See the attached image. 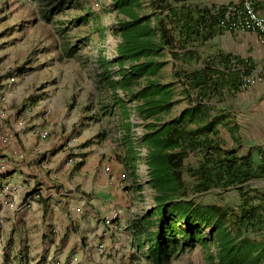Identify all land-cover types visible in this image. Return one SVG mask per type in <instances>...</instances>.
I'll return each mask as SVG.
<instances>
[{
	"label": "trees",
	"instance_id": "1",
	"mask_svg": "<svg viewBox=\"0 0 264 264\" xmlns=\"http://www.w3.org/2000/svg\"><path fill=\"white\" fill-rule=\"evenodd\" d=\"M141 5L140 0H111L119 40L116 56L100 59L101 79L113 103L125 112L120 89L135 101L143 121L152 119L138 143L146 151L147 185L155 205L133 224L136 247L149 264H169L179 252L198 245L205 264H264V184H258L264 180V144L244 152L224 146L218 127L228 125L227 114L225 109L212 113L226 93L239 91L251 75L249 66L231 61L228 54L204 52L206 42L222 29L224 8L214 10L191 0H149L150 10L143 13ZM76 49L67 48L65 55ZM165 54L172 65L173 81L168 83L157 77L166 64ZM112 65L117 66V80L111 79ZM177 93L187 106L159 121L176 103ZM237 129L229 126L236 143ZM123 143L133 172L138 156L131 131L125 132ZM232 188L239 196L233 206L197 202L194 197Z\"/></svg>",
	"mask_w": 264,
	"mask_h": 264
},
{
	"label": "crops",
	"instance_id": "2",
	"mask_svg": "<svg viewBox=\"0 0 264 264\" xmlns=\"http://www.w3.org/2000/svg\"><path fill=\"white\" fill-rule=\"evenodd\" d=\"M191 1L215 10L238 0ZM254 6L264 16V0H254ZM205 45L208 54L221 51L231 61L249 66L251 76L264 77V38L259 34L222 27ZM258 84L255 89V85L242 86L243 99L248 93L253 99L243 105L234 104L230 109L237 111L227 115L230 125L240 126V133L249 119L264 120V107L263 117L257 112L261 104L264 106V82ZM19 89L11 84L0 89V184L17 188L15 193H6L13 198L8 203L0 199L1 220L5 217L23 226V232L20 227L16 230L36 245H31L32 253H61V260L63 254L76 253L70 256L72 261L108 264L111 254L137 250L133 224L144 214V208H152L153 201L152 190L146 183H138V172L144 171V166L136 164L135 174L128 171L131 154L123 136L133 131L130 109L125 105V114L114 103L108 110L99 111L98 105L105 100L97 90L93 91L94 110L86 106V101L76 97L73 102L67 94L56 96L53 90L43 99L37 97L33 105L23 106L25 102L18 105L20 98L14 96ZM252 100L256 101L247 107ZM127 121L131 126L126 125ZM223 128L232 138L228 125ZM247 140L248 148L264 144L254 135ZM126 171L123 180L120 174ZM35 195L30 206L21 204ZM112 210L119 211V217L104 235V220Z\"/></svg>",
	"mask_w": 264,
	"mask_h": 264
},
{
	"label": "rangeland",
	"instance_id": "3",
	"mask_svg": "<svg viewBox=\"0 0 264 264\" xmlns=\"http://www.w3.org/2000/svg\"><path fill=\"white\" fill-rule=\"evenodd\" d=\"M140 1L141 12L148 13L149 0ZM60 2L61 0H0V89L9 84L20 86L14 94L20 98L18 105L25 102L23 106H31L37 97L43 99L53 90L52 93L56 96L67 94V99L72 98L73 102L76 97L80 101H86V106L92 109L95 100L93 91L97 90L101 100H105L98 105V110H108L114 103L109 93L111 90L101 79L103 68L100 59L104 57L112 60L116 56L115 46L119 40L118 34L114 32L117 23L116 11L111 9V0H63L62 3ZM86 13L90 14L87 19L78 22L79 16ZM44 15L49 16V19L46 20ZM71 46H77V49L68 57L65 53ZM205 49L204 52L207 53L209 49ZM162 60H165L166 64L157 77L161 82L168 83L173 81L171 59L165 54ZM110 70L111 79H119V76L114 73L117 66L112 65ZM10 78H13V81ZM254 85L255 87H252L254 89L259 86L258 83L249 86ZM179 90L180 86H177V91ZM71 92L73 95H70ZM117 92L130 109L128 116L134 122L131 132L138 156L136 164L144 166V171L138 172V183L147 185L146 151H143L145 149L139 145L138 141L145 124L152 119L143 121L136 111L135 101H129V97H126L120 89H117ZM89 99L91 102L88 101ZM251 99H253L251 93H248L246 100L243 99L241 90L226 93L223 99L218 101L212 113L217 112L218 109H225L227 115L231 111L235 113L237 110L233 108L231 110V106L243 105ZM174 100H177L176 103L168 112L159 116V121H166L177 116L187 106V100L183 95L177 93ZM254 101L256 100H252L247 107ZM263 107L261 104L257 111L259 114ZM260 117H263L262 114ZM110 118H105V121L111 120ZM112 119L115 118L112 117ZM225 121L228 122V127L232 126L231 122ZM223 127H218L219 131H223V134L219 133L223 145L237 146L240 152L248 149V136L254 135L257 140L264 141V120L260 122L259 119L251 118L244 123L241 133L237 129L238 137L240 136V141L238 140L237 143L233 137H228V131H224ZM128 171L131 172V169ZM262 182L259 181L258 184ZM151 193L154 202L153 191ZM147 196L150 198L149 194ZM194 197L197 202L226 206H233L239 202L238 193L234 188L226 191L212 189ZM153 202H151L152 207L155 205ZM19 227L23 232L22 225H15L11 219L6 220L5 217L2 221L0 217V264H85L72 261L73 258L70 256L75 257L76 253L63 254V260H61V253L44 252L40 255L32 253L31 245H36L32 244L27 237L19 236L16 230ZM133 244L136 247L134 236ZM136 249L133 252L120 251L109 255L113 257L109 259L108 264H149L146 257L137 247ZM204 256L203 248L198 245L190 250L179 252L169 264H205ZM91 263L94 264V262Z\"/></svg>",
	"mask_w": 264,
	"mask_h": 264
},
{
	"label": "built area",
	"instance_id": "4",
	"mask_svg": "<svg viewBox=\"0 0 264 264\" xmlns=\"http://www.w3.org/2000/svg\"><path fill=\"white\" fill-rule=\"evenodd\" d=\"M219 8V7H218ZM224 14L219 21L221 27L228 29H238L246 32L257 33L264 38V16L259 14L254 6V0H238L226 4L224 7ZM13 81V78H10ZM245 84L243 86L251 85L258 82H264V77H245ZM45 136V134H41ZM145 152V150H143ZM105 171L111 174L110 168L106 167ZM128 171L120 174L121 179L127 178ZM110 175L109 178H111ZM16 187L12 189L8 188L5 185L0 184V199H3L4 202L8 203L12 197L6 195L7 192L15 193ZM11 196V195H10ZM37 196H30L27 200L21 201V204L25 206H30ZM10 198V199H9ZM149 209V206L144 208L143 213ZM119 217V211L112 210L106 216L104 224L102 227V233L104 235L108 234L110 227L113 225V221Z\"/></svg>",
	"mask_w": 264,
	"mask_h": 264
}]
</instances>
